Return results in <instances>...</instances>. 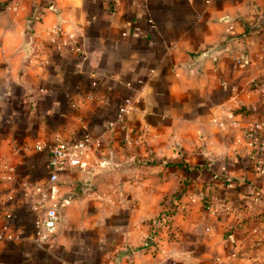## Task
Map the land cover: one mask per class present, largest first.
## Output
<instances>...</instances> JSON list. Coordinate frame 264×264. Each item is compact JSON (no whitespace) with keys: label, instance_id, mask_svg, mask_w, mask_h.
I'll use <instances>...</instances> for the list:
<instances>
[{"label":"crops","instance_id":"crops-1","mask_svg":"<svg viewBox=\"0 0 264 264\" xmlns=\"http://www.w3.org/2000/svg\"><path fill=\"white\" fill-rule=\"evenodd\" d=\"M263 125L264 0H0V264H264ZM85 133L134 162L62 171L80 196L38 244L36 145Z\"/></svg>","mask_w":264,"mask_h":264},{"label":"built area","instance_id":"built-area-1","mask_svg":"<svg viewBox=\"0 0 264 264\" xmlns=\"http://www.w3.org/2000/svg\"><path fill=\"white\" fill-rule=\"evenodd\" d=\"M56 30L57 29H53V31L57 32ZM131 106V98H127L121 103L116 119L111 122V125L124 121ZM257 143L258 142H255V148L257 150L262 149L261 142L260 144ZM46 147H49L51 153L49 160L50 176L45 185L35 189L40 193V197L37 198L33 204L35 209L40 210V214L37 216L34 225V240L38 244L53 241L60 228L61 215L55 205L59 201L61 195L66 192L60 179V173L69 168H91L95 164L92 161V157L101 147V139L93 137L89 133H85L81 138L71 137L58 139L53 145L45 143L36 145L38 150H43ZM259 162V165H256V167L264 173V160ZM67 203L66 201L63 203V209L64 205ZM171 214V211L162 212L157 218L156 228L164 227L166 229H171ZM157 229L155 232H158ZM153 236L155 237L156 233ZM4 237L5 235L0 232V239Z\"/></svg>","mask_w":264,"mask_h":264},{"label":"water","instance_id":"water-1","mask_svg":"<svg viewBox=\"0 0 264 264\" xmlns=\"http://www.w3.org/2000/svg\"><path fill=\"white\" fill-rule=\"evenodd\" d=\"M32 42H33V37H32V34L29 33L28 38H27V47L29 49L32 48ZM206 54H207L206 52L203 53V55H206ZM133 162H134V159H129L125 161L124 163H119V162H116L112 158L109 159L107 157H104L102 162L95 163L91 168L79 169V170L84 173L85 175L84 179L86 178L91 181L94 178V176L102 172L114 171V170L123 171L125 166L127 167L130 163H133ZM78 196H80V194L76 189L68 190L61 195L59 201L55 205V207L58 209L61 215V219H63V216H64L63 203L65 201L68 203H71V201Z\"/></svg>","mask_w":264,"mask_h":264},{"label":"rangeland","instance_id":"rangeland-1","mask_svg":"<svg viewBox=\"0 0 264 264\" xmlns=\"http://www.w3.org/2000/svg\"><path fill=\"white\" fill-rule=\"evenodd\" d=\"M258 128V127H257ZM257 130V129H256ZM258 134V135H257ZM257 138L254 139L255 142H258L257 144H260L261 141H263V139L260 137V135L264 134V125H263V128H261L258 132H257ZM260 138H261V141H260ZM251 158L253 159V161L251 162L252 164V168L255 172L259 173L261 176H264V173L258 168L256 167V165H259V161L261 160H264V157H262L261 155H258L257 156V152H255L254 154L251 155ZM167 161H175V160H172V159H166L165 160V163ZM206 203V201L204 200L203 202V205ZM175 205H176V202L172 201L171 203H168L167 204V208H165L163 210L164 211H171V223L172 224L174 222V211H175ZM161 214V213H160ZM159 214V215H160ZM59 232V231H58Z\"/></svg>","mask_w":264,"mask_h":264},{"label":"trees","instance_id":"trees-1","mask_svg":"<svg viewBox=\"0 0 264 264\" xmlns=\"http://www.w3.org/2000/svg\"><path fill=\"white\" fill-rule=\"evenodd\" d=\"M260 137L263 139V141H261V138H260V141L262 144V149L257 150V156L261 155L262 157H264V134L260 135ZM177 163L178 162H176V161H167L166 162V164H177Z\"/></svg>","mask_w":264,"mask_h":264}]
</instances>
